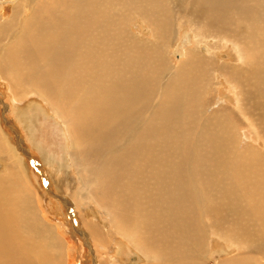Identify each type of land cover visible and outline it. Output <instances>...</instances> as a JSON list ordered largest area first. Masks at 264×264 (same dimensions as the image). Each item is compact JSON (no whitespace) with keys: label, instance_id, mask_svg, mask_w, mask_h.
<instances>
[{"label":"bare ground","instance_id":"bare-ground-1","mask_svg":"<svg viewBox=\"0 0 264 264\" xmlns=\"http://www.w3.org/2000/svg\"><path fill=\"white\" fill-rule=\"evenodd\" d=\"M0 79L97 198L53 221L0 129V264H264V0H0Z\"/></svg>","mask_w":264,"mask_h":264},{"label":"rangeland","instance_id":"rangeland-1","mask_svg":"<svg viewBox=\"0 0 264 264\" xmlns=\"http://www.w3.org/2000/svg\"><path fill=\"white\" fill-rule=\"evenodd\" d=\"M4 9H5L4 17L8 19L13 14L12 5L7 1H5ZM180 16L183 17L182 14H180ZM187 27L188 28L190 27L189 29H193L192 25H189ZM182 36L184 37V39L189 38L186 37L187 35L185 36V34H183ZM210 43L211 41L208 42L209 45H211ZM181 44L182 46L184 45L183 43ZM190 46L191 44L187 43L186 45L183 46V48L186 49ZM176 50L177 47H175V51ZM170 59L172 60L173 65H180L182 63V61L180 60L181 57H179L178 52L171 54ZM0 82L5 83V81H2V79H0ZM1 83H0V129H2L4 132V136L6 138L5 142H7L10 146L14 145L17 151L19 150L18 144L21 145L22 143L23 149H26L28 153V157H27L24 154H22L20 151H18L21 157L25 159L26 166L28 169V171L25 170V181L28 183V185L33 187V190L36 193L38 192L40 195L46 197L47 212L53 221H57V219H59V216H61V213H59L60 211L58 206L59 205L64 206V201L66 200L67 203H70L72 206L74 205L73 212L76 223L74 227L79 228L81 226L80 227L81 229L88 231V228L86 227L83 228V225H85V223L82 216H80V213L78 211L79 209L76 206L77 204L81 206H86V202H89L90 200L97 201V198L94 197L87 198L81 195L82 193L84 194V191L89 187L90 181H88L87 183H82L81 182L82 177L79 176L80 173L79 174L77 173L74 166H70V164L67 163L70 166L69 168L71 167L72 168L69 169L71 172L69 171L65 175L66 172L64 165L66 164V158H70V150L67 145L68 138L65 131V125L62 123L60 119H58L54 115H49V116L43 115V117H40L41 122L40 124H37L38 131L35 132L36 143L39 144V148L34 147L33 142L29 139V136L26 133V128L24 127L23 124L19 122L17 118L16 109H15L16 107L13 104L14 103L12 100L13 97L11 96V93H9L10 91H7V88L2 86ZM13 128H15L17 132H19V135L13 132ZM43 153H47V155H50L49 158H52L55 164L52 166L51 164L49 166L46 165V163L43 160ZM57 166H62V168L59 169V167ZM53 167H54V171H53ZM76 177H77V181H76ZM72 179L77 183H74ZM58 180H63L60 183L61 185H63V183H67L69 185L71 184L70 185L71 187L68 188L66 187V185L65 186L63 185V190L65 191L67 190V191L64 193L59 191L58 186L56 184ZM68 189L70 190L68 191ZM63 199L65 200L63 201ZM77 199H79V201ZM104 214H106V212H103L101 214V217H103V219H106ZM48 232L51 231L48 230ZM74 233H75L74 236H76L77 233L76 232ZM104 233H105L104 231L100 232V236H101L100 240L104 237ZM70 236L73 237L71 235V231H70ZM73 241L76 242L77 245L76 246V249L78 251L77 259L78 261H81L84 255V249L87 248L86 250L90 252L91 245L90 243L88 244L84 239L80 241L82 243L81 245L77 237H74ZM88 252L86 253V259ZM92 253L94 254V251ZM94 255L99 257L100 251L96 249ZM131 255H132L131 256L132 258L130 257L131 263L136 264V261L138 260V255L135 253H131ZM227 256L228 255H224L223 253H217V254L215 253L214 258H212V261H208L207 259H205V262L207 264H213L214 260L220 262L221 260H224ZM84 263L85 261H83L82 264Z\"/></svg>","mask_w":264,"mask_h":264},{"label":"water","instance_id":"water-1","mask_svg":"<svg viewBox=\"0 0 264 264\" xmlns=\"http://www.w3.org/2000/svg\"><path fill=\"white\" fill-rule=\"evenodd\" d=\"M18 146H20V145L18 144ZM19 151H20L22 154H24L25 156L28 157V153H27L26 149H23V148L21 147V148H19Z\"/></svg>","mask_w":264,"mask_h":264}]
</instances>
